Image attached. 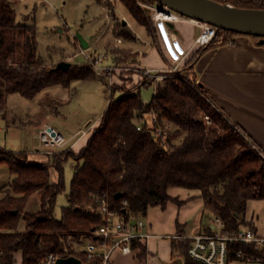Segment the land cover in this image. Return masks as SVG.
<instances>
[{
  "label": "trees",
  "instance_id": "obj_1",
  "mask_svg": "<svg viewBox=\"0 0 264 264\" xmlns=\"http://www.w3.org/2000/svg\"><path fill=\"white\" fill-rule=\"evenodd\" d=\"M94 1L111 13L117 37L136 39L129 26L115 15L116 2L150 31V19L135 0ZM216 1L264 9V0ZM26 21L17 20L15 1L0 0V111L6 107L9 94L33 98L53 85L69 87L73 80L96 79L88 63H70L66 69H56L57 64L47 67L37 53L35 26ZM234 35L241 34L217 29L214 39L228 42ZM247 37L257 44L260 40ZM202 49L192 55L187 66ZM193 82L196 88L178 76L129 88L112 85L99 124L77 154L67 150L59 159L32 162L25 152L0 147V166L5 164L13 176L0 200V264H13L17 253L22 254V264H39L49 253L62 257L75 254L67 238L80 243L82 234L87 238L103 222L98 202L104 194L111 208L128 219L145 216L149 207L165 208L173 200L168 194L171 187L199 190L205 206L222 217L223 233L239 231V219L244 217L247 203L264 200V155L220 108L203 98L202 92L209 93ZM151 85L154 94L146 104L141 88ZM117 91L120 94L115 98ZM151 112L157 114L162 126L172 124L177 136L183 134L179 144L170 143L168 150L162 147L161 140L148 128L146 118ZM205 115L211 124L206 123ZM141 119L143 128L138 130ZM69 158L74 165L66 195L68 205L62 207L57 218L56 200L65 191L64 163ZM51 167L57 173L55 182L51 181ZM119 192L122 196L117 199L115 194ZM34 194L39 195V207L29 212L26 205ZM249 226L256 232L253 223ZM190 244L188 238L172 240L173 250L183 258V264H203L189 255ZM239 252L258 257L264 264V251L239 241L228 244V264L243 263L244 256Z\"/></svg>",
  "mask_w": 264,
  "mask_h": 264
},
{
  "label": "rangeland",
  "instance_id": "obj_2",
  "mask_svg": "<svg viewBox=\"0 0 264 264\" xmlns=\"http://www.w3.org/2000/svg\"><path fill=\"white\" fill-rule=\"evenodd\" d=\"M135 2L137 6H139L138 3L152 5L146 0H135ZM116 4L115 15L118 19L126 17L131 23L132 31H136L138 36L147 39L150 43L145 48H143V45L138 44L139 50L143 51L144 66L162 67V63L164 65L166 61L161 56L159 59L153 54L152 51L155 45L153 44L152 36L150 34L148 35L147 30L138 25L137 20L129 16L123 4L118 2ZM140 8L144 10L146 16L150 19V24H152V11L142 6ZM15 10L17 20L21 21L25 16H28L26 23L34 24L38 42L37 51L47 67H54L60 61H66L73 65L76 63H87L82 56L76 55L80 50V46L78 45V48L75 49L74 37L78 33L84 36L90 32L96 38L104 30L106 24H110L108 29L104 30L103 34L99 37L98 45L95 46L96 42L93 39L92 45L86 49V53L91 56L96 55V53H106L107 57L103 63L104 65L111 66L114 70L111 72L113 82L111 85L108 84V81L106 83V78L98 77L95 74L96 79L89 81L73 80L69 87H62L60 85L50 86L39 92L33 98H25L18 93L9 94L7 96L6 107L0 111V128L2 129L0 131V146L6 148L8 151L25 152L28 155V153H34L36 149L44 150L45 146L35 137L36 128L34 125L27 123L30 119L33 121V116L37 117L40 115L39 113L43 114V117L44 115L46 116L48 125L53 126L64 137H68L70 132L77 129L89 130L95 125L109 102L110 87L112 85L129 88L137 83L148 81L156 83L164 80L155 81L152 77L146 76L141 72L142 68L139 64L138 53L134 54L125 49L128 46V39L119 37L123 43H116V38L118 37L112 30L114 21L111 13L105 6L94 0H49V3H43L40 0L15 1ZM122 20L124 21V19ZM187 27L185 24L174 23L170 26V29L182 37L188 33ZM114 44L118 48H115ZM106 45H108V49L105 48ZM135 46L137 47V45ZM94 50L96 51L94 52ZM166 64L164 75H167V78L182 75L193 82L186 63L176 66L168 61ZM153 91L154 85L141 88V98L144 103H149ZM119 94L120 92L117 91L114 97H118ZM55 96L62 102L61 106H56L58 111H56L54 105ZM48 105L51 108H47ZM13 121H16V124H20V127L8 128L6 126V124H13ZM163 128L168 134V148H170V143L177 145L181 142L183 134L177 136L174 133L176 130L174 125L167 123ZM66 151L54 152V154L49 155L50 159L46 162L53 160L51 159L52 157L59 159L65 156ZM71 151L74 154L79 152ZM73 165L74 160L70 158L64 163L65 191L56 200L55 215L57 218L61 215L62 207L68 205L66 195L70 188ZM51 174L52 180H54L53 177L57 178V173L54 169H52ZM10 178L8 167L2 164L0 166V188ZM4 196L0 191V200ZM38 204L39 195L35 194L30 199V202L28 201L29 206L28 208L26 207V210L33 211L38 209ZM246 212L248 216L254 212L257 217V228L260 232H264V201L253 200L248 202ZM241 220H243L242 224L244 225L253 223L252 219L246 220L243 216H241ZM67 240L68 244L72 245V248L78 251L81 249V243L84 242L85 237L82 234L80 243L72 240L70 236H68ZM180 240L178 239L177 241ZM78 256L82 258L81 254ZM15 264H19L17 257Z\"/></svg>",
  "mask_w": 264,
  "mask_h": 264
},
{
  "label": "crops",
  "instance_id": "obj_3",
  "mask_svg": "<svg viewBox=\"0 0 264 264\" xmlns=\"http://www.w3.org/2000/svg\"><path fill=\"white\" fill-rule=\"evenodd\" d=\"M129 16L131 15L129 14ZM27 18L28 16H25L21 21ZM122 19H126L131 29L130 21L126 17ZM137 23L140 27L147 30L144 25ZM181 24L188 26L186 35L181 37L178 33L172 31L176 34L180 44L188 51V55L183 62L185 64L201 48L194 46V39L199 34L200 28L192 22H182ZM109 26L110 24L108 25L107 23L104 30H107ZM104 30L101 34H103ZM132 32L135 34L136 39L128 40V46L125 49L134 54L138 53L140 66L159 70L165 69L168 58L153 22L150 31L147 30V33L152 36L153 44L155 45L152 51L153 54L158 58L161 56L166 61L164 65L162 63L160 68L144 66L143 51L139 50L138 44L143 45V48H145L150 43L147 39L138 36L136 31L133 30ZM101 34L96 38L90 32L84 35V37H89L87 40L89 47L92 45L93 39L96 42L95 46L98 45L97 42ZM74 45L75 49L78 48V45L81 46L80 41L76 37H74ZM108 45H106V49H108ZM114 46L118 48L115 44ZM203 48L193 63L188 66L191 78L209 93L218 107L239 126L244 134L264 154V45L257 44L253 39L245 35H234L228 42L214 39L211 44ZM105 81L107 83V80ZM55 98L54 105L56 111H58L56 106H61L62 102L56 96ZM47 108H51V106L48 105ZM39 114L41 116H33V121L30 119L31 121L27 122L36 128L35 137L38 139L40 130L48 122L45 115L43 117V114ZM100 119L89 130L77 129L69 133L66 138L73 143L71 150L78 152L86 145L91 135V130L99 124ZM19 125L16 124V121H13L11 125L6 124L8 128L20 127ZM45 149L43 151L36 149L34 153H28L29 160L32 162L48 161L50 156L46 154ZM52 169L54 168L51 167L50 172H52ZM10 177V180L3 183L0 188L3 195H5L13 179L11 174ZM53 178L54 180H52L51 174V181L55 182L57 178ZM168 194L173 200L168 202L165 208L159 205L149 207L144 216L149 226V232L153 236L145 244L138 243L135 245L131 254L115 253L113 255V264H183V258L178 256L173 250L172 240L190 237L205 228L212 227L209 215L211 210L205 206L199 190L171 187L168 189ZM34 195L29 198V202ZM28 206L27 202L26 207L28 208ZM36 210L30 211L27 209L29 212ZM244 217L246 220H253L257 234L264 235V232H260L257 228V217L254 212L250 216L246 212ZM21 227H24V223H22ZM143 249L145 250L144 252ZM16 257L19 259V264H22L21 253L15 255L13 264L16 262Z\"/></svg>",
  "mask_w": 264,
  "mask_h": 264
},
{
  "label": "built area",
  "instance_id": "obj_4",
  "mask_svg": "<svg viewBox=\"0 0 264 264\" xmlns=\"http://www.w3.org/2000/svg\"><path fill=\"white\" fill-rule=\"evenodd\" d=\"M13 1L25 2L27 0ZM40 1L49 3V0ZM138 5L152 11L151 20L164 46L168 61L176 66L183 64L188 55V51L180 44L176 34L170 30V25L182 22L197 24L200 32L194 39V46L196 47H206L216 37L217 29L212 25L181 16L167 8L158 10V4L145 5L138 3ZM124 20L126 21V19ZM116 43H122V39L119 37L116 38ZM76 55L82 56L84 61L93 67L98 77L106 78L110 85L113 83L111 72L114 68L103 63L107 57L106 53H96V55L91 56L86 53V49L80 46V50ZM141 68V72L144 75L152 77L155 81L168 77L164 75V69ZM178 77H181L192 87L196 88L195 83L185 76L179 75ZM201 95L204 99L212 103V105L218 107L210 95L203 92ZM204 119L208 125L212 123L208 115H205ZM146 121L148 122L150 131L161 140L162 147L168 150V134L160 124L157 114L151 112L148 114ZM229 121L234 123L231 119ZM143 124L144 121L141 119L137 124V129L141 130ZM38 136L41 144L45 146V152L48 155L58 151L71 150L73 146L70 139L64 137L53 126L48 124L43 126ZM122 205H126V203L123 202ZM98 211L102 215L103 222L92 230L90 236L85 238L80 250H76L75 254L69 255L80 259L83 264H113V255L115 253L131 254L135 247L134 243L145 244L153 236L149 232V226L144 216H130L128 219L123 218L116 209L111 208L105 194L98 202ZM209 215L212 227L205 228L190 237H182L183 239L188 238L191 240L188 253L193 259L203 264H228V244L237 241L254 244L257 250L264 251V235H259L249 225L242 224L241 219H239V231L228 234L223 233L224 221L222 217L214 211H210ZM79 254L82 255V258L78 256ZM239 255L244 256L243 264H261V260L258 257L244 255L241 252H239ZM69 256L62 257L54 253H49L39 264H56L59 258H67Z\"/></svg>",
  "mask_w": 264,
  "mask_h": 264
},
{
  "label": "water",
  "instance_id": "obj_5",
  "mask_svg": "<svg viewBox=\"0 0 264 264\" xmlns=\"http://www.w3.org/2000/svg\"><path fill=\"white\" fill-rule=\"evenodd\" d=\"M158 4V10L167 8L181 16L198 22L207 23L217 29H224L246 36L260 37L259 45H264V9L239 8L231 3H221L216 0H154ZM123 24H127L123 21ZM76 38L81 47H89L88 36L79 33ZM69 62L60 61L56 69H66ZM122 193H116L115 198H120ZM56 264H83L80 259L73 256L59 258Z\"/></svg>",
  "mask_w": 264,
  "mask_h": 264
}]
</instances>
